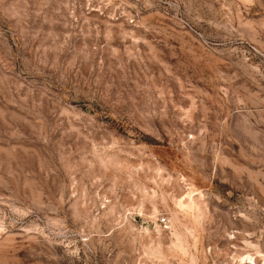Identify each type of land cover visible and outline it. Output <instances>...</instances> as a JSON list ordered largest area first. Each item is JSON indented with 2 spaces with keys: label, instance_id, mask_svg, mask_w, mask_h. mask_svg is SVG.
Segmentation results:
<instances>
[{
  "label": "rangeland",
  "instance_id": "1",
  "mask_svg": "<svg viewBox=\"0 0 264 264\" xmlns=\"http://www.w3.org/2000/svg\"><path fill=\"white\" fill-rule=\"evenodd\" d=\"M0 264H264V0H0Z\"/></svg>",
  "mask_w": 264,
  "mask_h": 264
}]
</instances>
